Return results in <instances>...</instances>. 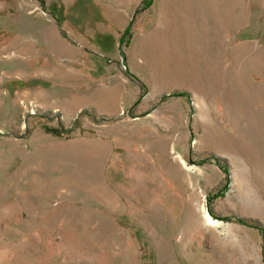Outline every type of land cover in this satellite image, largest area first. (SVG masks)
<instances>
[{
	"label": "rangeland",
	"instance_id": "374dc122",
	"mask_svg": "<svg viewBox=\"0 0 264 264\" xmlns=\"http://www.w3.org/2000/svg\"><path fill=\"white\" fill-rule=\"evenodd\" d=\"M0 264H264V0H0Z\"/></svg>",
	"mask_w": 264,
	"mask_h": 264
},
{
	"label": "bare ground",
	"instance_id": "6f19581e",
	"mask_svg": "<svg viewBox=\"0 0 264 264\" xmlns=\"http://www.w3.org/2000/svg\"><path fill=\"white\" fill-rule=\"evenodd\" d=\"M205 218L207 219V221H208L210 224H216V223H217V221L214 220V219H212V218L210 217L209 214H205Z\"/></svg>",
	"mask_w": 264,
	"mask_h": 264
},
{
	"label": "trees",
	"instance_id": "16d2710c",
	"mask_svg": "<svg viewBox=\"0 0 264 264\" xmlns=\"http://www.w3.org/2000/svg\"><path fill=\"white\" fill-rule=\"evenodd\" d=\"M150 1H151V0H147V3H150ZM126 32H127V31H126ZM126 32H125V33H126Z\"/></svg>",
	"mask_w": 264,
	"mask_h": 264
}]
</instances>
